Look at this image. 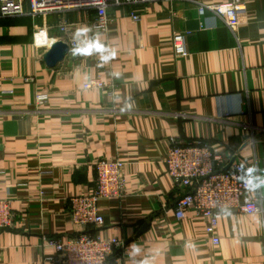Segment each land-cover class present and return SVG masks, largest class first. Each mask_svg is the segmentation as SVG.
Returning a JSON list of instances; mask_svg holds the SVG:
<instances>
[{"label": "crops", "instance_id": "1", "mask_svg": "<svg viewBox=\"0 0 264 264\" xmlns=\"http://www.w3.org/2000/svg\"><path fill=\"white\" fill-rule=\"evenodd\" d=\"M225 1L239 3L235 28L199 12ZM28 9L0 14V196L15 212L0 229V264H61L48 239L84 231L124 240L129 252L118 249L114 264H264V212L220 211L213 243L192 209L176 217L183 189L165 162L171 136L200 139L264 176V0L113 4L106 31L90 28L93 8L35 17ZM62 21L77 26L63 32ZM185 29L190 53L176 55L173 35ZM76 30L115 55L66 54L48 66L46 49ZM91 77L106 86L85 88ZM39 91L49 98L37 105ZM101 157L125 161L126 190L100 198L103 225L85 227L71 219L70 198L95 187Z\"/></svg>", "mask_w": 264, "mask_h": 264}, {"label": "built area", "instance_id": "2", "mask_svg": "<svg viewBox=\"0 0 264 264\" xmlns=\"http://www.w3.org/2000/svg\"><path fill=\"white\" fill-rule=\"evenodd\" d=\"M149 0H0V14H22L29 7L32 16L49 13H65L69 10L93 8L95 17L90 22V28L106 31L109 24L108 7L113 4L132 3ZM209 9L223 18L231 28L240 24L239 3L225 1L221 3H200L199 12L204 14ZM135 20L140 19L137 13L132 14ZM201 25H204L201 22ZM77 26V22L62 21L58 24L61 31L67 32ZM76 35L68 38L69 51L79 47ZM192 32L185 29L174 33L173 50L176 55H188L187 36ZM106 82L100 77H91L84 83L85 88H103ZM49 98L47 92L36 93L37 105ZM264 129V127H259ZM242 129L248 131L247 140L253 143L256 139V129L249 122L242 124ZM233 157L222 151H217L211 143L196 139L184 143L176 137L169 138V148L165 157L167 171L183 191L174 207L177 218L185 216L192 209L197 216L205 220V229L213 243L218 244L220 236L217 233L218 214L220 211L234 209L240 212H264V197L261 189L250 190L240 179L246 172L245 163L234 158L229 167L226 164ZM241 165L244 168L241 169ZM125 161L120 158L101 157L95 163V187L85 193H79L70 198V214L73 222L89 226H101L104 216L99 211L98 201L102 197H117L125 194L126 178L124 175ZM5 172L0 168V175ZM15 212L10 196H0V229L13 224ZM54 245L61 264H107L118 249L129 252L124 240L118 236H103L84 231L65 238L48 239ZM122 251V252H123ZM51 258V257H49ZM125 264V263H123Z\"/></svg>", "mask_w": 264, "mask_h": 264}, {"label": "clouds", "instance_id": "3", "mask_svg": "<svg viewBox=\"0 0 264 264\" xmlns=\"http://www.w3.org/2000/svg\"><path fill=\"white\" fill-rule=\"evenodd\" d=\"M81 36L84 37V40L82 41L83 46L74 48L72 50L74 55H91L93 53H98L102 62H107L115 55L114 52H109V50L102 43H100L98 39L87 37V30H78L77 39ZM243 168L244 165H241V169ZM256 172V168H248L246 172H243L240 176V179L245 184V187L250 190L264 186V176L255 175Z\"/></svg>", "mask_w": 264, "mask_h": 264}, {"label": "water", "instance_id": "4", "mask_svg": "<svg viewBox=\"0 0 264 264\" xmlns=\"http://www.w3.org/2000/svg\"><path fill=\"white\" fill-rule=\"evenodd\" d=\"M68 51H69L68 42L62 38H57L46 49V51L43 54V59L45 60L48 66H55L58 62L62 61L65 58ZM233 160L234 158H232V160L226 167H229V165ZM147 227H149V223H145L140 229V232ZM121 251L122 249L120 248L118 252L121 254ZM114 263H115V257L112 256L109 260V264H114Z\"/></svg>", "mask_w": 264, "mask_h": 264}, {"label": "bare ground", "instance_id": "5", "mask_svg": "<svg viewBox=\"0 0 264 264\" xmlns=\"http://www.w3.org/2000/svg\"><path fill=\"white\" fill-rule=\"evenodd\" d=\"M46 34V33H45Z\"/></svg>", "mask_w": 264, "mask_h": 264}, {"label": "trees", "instance_id": "6", "mask_svg": "<svg viewBox=\"0 0 264 264\" xmlns=\"http://www.w3.org/2000/svg\"><path fill=\"white\" fill-rule=\"evenodd\" d=\"M108 264V263H107Z\"/></svg>", "mask_w": 264, "mask_h": 264}]
</instances>
